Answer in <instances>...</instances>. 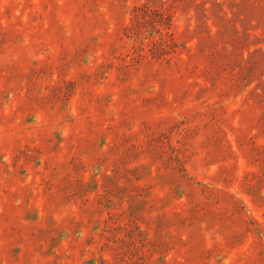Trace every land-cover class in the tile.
Returning <instances> with one entry per match:
<instances>
[{
    "label": "rangeland",
    "instance_id": "374dc122",
    "mask_svg": "<svg viewBox=\"0 0 264 264\" xmlns=\"http://www.w3.org/2000/svg\"><path fill=\"white\" fill-rule=\"evenodd\" d=\"M0 264H264V0H0Z\"/></svg>",
    "mask_w": 264,
    "mask_h": 264
}]
</instances>
